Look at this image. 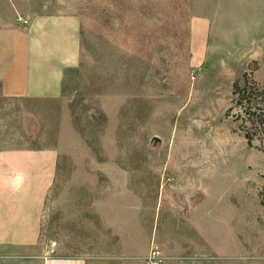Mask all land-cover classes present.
<instances>
[{"label":"rangeland","instance_id":"1","mask_svg":"<svg viewBox=\"0 0 264 264\" xmlns=\"http://www.w3.org/2000/svg\"><path fill=\"white\" fill-rule=\"evenodd\" d=\"M256 1L0 0L81 22L60 99L0 93V150L59 152L45 244L99 252L126 226L138 264H264V155L226 116L246 74L264 88Z\"/></svg>","mask_w":264,"mask_h":264},{"label":"crops","instance_id":"2","mask_svg":"<svg viewBox=\"0 0 264 264\" xmlns=\"http://www.w3.org/2000/svg\"><path fill=\"white\" fill-rule=\"evenodd\" d=\"M2 5L0 93L22 101L60 99L67 73L80 63V19L64 13L18 17L7 2ZM256 5L259 12L264 1ZM58 164L53 147L0 150V264H138L128 258L126 226L120 244L83 255L61 253L58 245L42 241Z\"/></svg>","mask_w":264,"mask_h":264},{"label":"trees","instance_id":"3","mask_svg":"<svg viewBox=\"0 0 264 264\" xmlns=\"http://www.w3.org/2000/svg\"><path fill=\"white\" fill-rule=\"evenodd\" d=\"M245 84L234 86V101L226 116L240 125L250 148L264 155V88L246 74Z\"/></svg>","mask_w":264,"mask_h":264},{"label":"built area","instance_id":"4","mask_svg":"<svg viewBox=\"0 0 264 264\" xmlns=\"http://www.w3.org/2000/svg\"><path fill=\"white\" fill-rule=\"evenodd\" d=\"M154 249L155 250L151 252L150 256L146 259L144 264H163L164 260L161 256L162 254L160 251V247L156 246V248Z\"/></svg>","mask_w":264,"mask_h":264}]
</instances>
